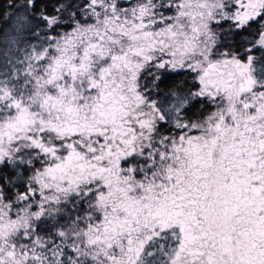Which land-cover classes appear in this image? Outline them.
I'll use <instances>...</instances> for the list:
<instances>
[{
	"label": "snow or ice",
	"instance_id": "1",
	"mask_svg": "<svg viewBox=\"0 0 264 264\" xmlns=\"http://www.w3.org/2000/svg\"><path fill=\"white\" fill-rule=\"evenodd\" d=\"M6 7L0 264H264V0Z\"/></svg>",
	"mask_w": 264,
	"mask_h": 264
},
{
	"label": "trees",
	"instance_id": "2",
	"mask_svg": "<svg viewBox=\"0 0 264 264\" xmlns=\"http://www.w3.org/2000/svg\"><path fill=\"white\" fill-rule=\"evenodd\" d=\"M9 2V0H0V13H4V12H11L14 10H10L7 9L6 5ZM8 19L7 16L0 14V28H7L10 31L11 26L9 24L6 23V20ZM185 73L181 72L175 76L169 77L168 80V86H171L172 81H179L184 79ZM162 88L165 87V85H161Z\"/></svg>",
	"mask_w": 264,
	"mask_h": 264
}]
</instances>
